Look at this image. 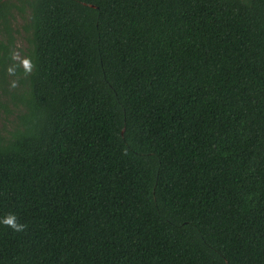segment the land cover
Masks as SVG:
<instances>
[{"label":"trees","instance_id":"1","mask_svg":"<svg viewBox=\"0 0 264 264\" xmlns=\"http://www.w3.org/2000/svg\"><path fill=\"white\" fill-rule=\"evenodd\" d=\"M6 93L0 264H264V0H0Z\"/></svg>","mask_w":264,"mask_h":264},{"label":"rangeland","instance_id":"2","mask_svg":"<svg viewBox=\"0 0 264 264\" xmlns=\"http://www.w3.org/2000/svg\"><path fill=\"white\" fill-rule=\"evenodd\" d=\"M21 23V20H16L14 23V29L16 31H14L15 40L12 52L13 57L22 64L24 62L22 54L25 48V40L21 31ZM18 110L17 106L10 100L8 93L0 96V130L6 131L9 129Z\"/></svg>","mask_w":264,"mask_h":264},{"label":"clouds","instance_id":"3","mask_svg":"<svg viewBox=\"0 0 264 264\" xmlns=\"http://www.w3.org/2000/svg\"><path fill=\"white\" fill-rule=\"evenodd\" d=\"M0 223L6 224L7 226L16 231H20L24 227L22 224H18L15 222L14 216L5 217L2 221H0Z\"/></svg>","mask_w":264,"mask_h":264}]
</instances>
